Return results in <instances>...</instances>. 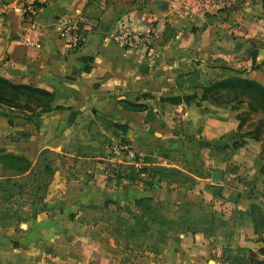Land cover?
<instances>
[{
	"label": "crops",
	"instance_id": "1",
	"mask_svg": "<svg viewBox=\"0 0 264 264\" xmlns=\"http://www.w3.org/2000/svg\"><path fill=\"white\" fill-rule=\"evenodd\" d=\"M31 1L45 4L30 22L20 4ZM86 1L0 0V74L52 94L45 107L0 103V146L32 161L48 148L73 164L53 167L43 198L46 208L26 222L0 224V264L18 252L34 264L47 257L63 258L58 264H200L218 256L235 232L256 245L264 239V182L258 169L264 136L240 130L235 101L202 99L200 93L208 77L229 74L264 84V66L258 64L264 57L261 6L241 10L237 0ZM121 19L144 40L129 47L110 40ZM63 20L81 23L84 30L75 50L61 36ZM252 51L257 66H251ZM205 64L216 72H202ZM187 72L196 76L192 82L181 79ZM174 93L180 101L161 97ZM124 100L142 106L124 105ZM110 122L126 126L115 131L131 155L102 146L92 152L90 145L74 140L80 132L108 135L114 129ZM148 163L177 167L193 180L161 176L144 185L112 174ZM233 177L241 180L229 187L235 194L219 199L215 191L224 178ZM145 194L170 208L185 200L211 202L212 233L180 232L167 239L155 259L137 251L126 259L110 232L111 221L101 222L104 210L127 204L137 213L131 200Z\"/></svg>",
	"mask_w": 264,
	"mask_h": 264
},
{
	"label": "trees",
	"instance_id": "2",
	"mask_svg": "<svg viewBox=\"0 0 264 264\" xmlns=\"http://www.w3.org/2000/svg\"><path fill=\"white\" fill-rule=\"evenodd\" d=\"M93 1L95 0H87L86 2L89 4ZM36 4L40 7L45 2H36ZM260 4L264 11V0H261ZM94 7L98 10L100 9L97 3H95ZM79 25L81 26V23ZM258 64H263L264 66V57ZM258 64H254V51H252L251 66H257ZM195 77L191 72H187L184 78L182 77L181 79L192 82ZM185 78L187 79L185 80ZM176 82H179V78L176 79ZM191 96H194V92L182 95V99L185 100ZM243 97L248 98L246 104L249 110L263 109L264 84L237 74H229L211 80L208 77L201 83L200 98L202 99L210 98L214 101L237 102L242 100ZM51 98L52 94L43 88L32 84L14 83L0 74V103L2 104L30 107L28 103L32 102L33 104L41 103L45 107ZM162 99L178 102L181 97L173 94ZM21 100L24 102L20 103L19 101ZM123 103L128 106H142L140 103H132L125 100ZM109 125L119 131H124L126 128L124 124L115 122H110ZM255 126L252 130L255 133L260 128H264V118H260ZM121 139L124 140L122 135ZM51 154H54L52 150L42 148L39 150L35 160L32 161L22 152H15L0 146V219L1 217L13 218L18 223L25 220L26 216H30L29 214H35L44 208V194L53 173L52 158L49 157ZM258 169L264 182V164H261ZM114 174L116 178L123 176L128 180H140L144 185H151L154 180L159 181L161 176L177 182L193 180L177 167L152 163L136 167L130 165L123 174H119L118 171L114 172ZM142 174L151 177L156 176V178H145ZM25 203L28 204L29 210H21L17 207L12 208V204L20 206ZM131 203L137 213L133 212L127 204L121 206L129 215L123 216L115 212L116 214L114 213L111 219L110 232L122 246L125 247V244L130 245L132 243L137 252L145 253L147 251L151 255H158L167 239L174 234L186 231H199L210 234L213 231L214 208L209 201L194 202L185 200L176 203L174 208H170L166 202L145 194L134 197ZM0 224L6 223L0 221ZM244 249L249 254L247 256L248 259L253 258L254 264H264V259L256 256V253L264 254V240L262 245L257 247L256 253L249 248ZM228 253L229 247L223 249L221 261H225L228 258ZM148 258L154 259L155 257L149 255ZM244 263L246 264V262ZM8 264L13 263L8 262Z\"/></svg>",
	"mask_w": 264,
	"mask_h": 264
},
{
	"label": "rangeland",
	"instance_id": "3",
	"mask_svg": "<svg viewBox=\"0 0 264 264\" xmlns=\"http://www.w3.org/2000/svg\"><path fill=\"white\" fill-rule=\"evenodd\" d=\"M260 1L261 0H237V2H238L237 3V9L243 10V8H247V7L250 8V5H251L252 10L259 11V9H261L260 8V6H261ZM247 10H250V9H247ZM90 18L92 19L93 16ZM83 32H84V30H83ZM201 68L205 69V71H202V72H216V70L212 69L210 66H206V64H205V66H202ZM201 68L199 70H201ZM187 92L189 93L190 90H187ZM174 94L179 95L178 93H174ZM168 95H173V94H165L164 96L162 95L161 97L163 98V97H166ZM163 100H166V99H163ZM166 101L171 102L169 100H166ZM247 101H248V98L243 97L242 100L237 101L235 103V107L239 112V113L238 112L237 113H238V119L241 122L240 130L243 131L244 133L250 135V133L253 132V131L250 132V130H253L252 128L256 127L255 124L260 120V118H264V117H262V116H264V107H263V109L260 108V109H255V110H251V109L249 110L248 106L246 104ZM260 102H261V100H260ZM263 104H264V102H263ZM93 128L98 129V128H100V126H94ZM260 129L258 130V132L263 134V136H264V128H260ZM115 130H116L115 128L112 129L110 133L108 132V135H99L98 133H96L95 137L91 136V133H90L89 137H86V135H84L80 132V134H78L77 138L74 140L76 141V143L80 142L81 146H85V144L90 145L91 146L90 149L92 152H97V150L100 149V146H102L103 150L106 149L108 151V150H111V145L114 142L123 141L121 139L120 133L116 132ZM4 147L9 148V146H4ZM15 152H18V151H15ZM49 157L52 158L51 164L53 167L54 166L58 167L60 165L70 167V165L71 166L73 165L71 163V161L67 158L65 159V161L62 162L60 156H58L56 154H51V155H49ZM258 161L260 163L264 164V152L260 153V155L258 157ZM111 171L112 170H110V167H109L108 172H111ZM89 174H93V173H85V176L89 175ZM112 174H114V171L112 172ZM220 181L217 180L216 182H220ZM234 181L240 183L241 180L235 179V177H233V179L232 178H226V179L224 178V180H222L219 189L217 191H215V194L217 195V197L219 199H221L225 196H229V195L231 196V195L235 194V193H233L235 191H232L234 189H229V187L235 188V183H233ZM224 187H225L224 193L227 192L226 194H224L222 192V189ZM202 202H208V201H202ZM25 204L20 205V206H17L16 204H12V208L17 207L21 210H29L28 204H26V205ZM98 206H100V208L104 207L101 204ZM105 207H107V206H105ZM114 207L115 208H112L111 210H109V209L104 210L106 219H104L105 221H101V222H109L110 223L112 216H114L115 212L120 213L123 216L129 215L125 212V210L123 208H119L120 210H118V208L116 206H114ZM44 208H46V205L44 206ZM0 212H1V210H0ZM29 215L30 216H26L25 220H22L20 222H26L32 215H34V213H31ZM0 221L5 222L6 224L7 223H16V221L13 218H6V217H1ZM110 229H111V227H110ZM263 240L264 239L260 240L255 245L253 242H250V238H246L245 241L244 240L242 241V238H240L238 236V232H235V234L233 233V237H232L231 241L229 243H227L226 246L223 247V249L229 247L228 258L225 261H221L222 251H223V249H222L218 256L217 255H209L200 264H245L244 262H246V264H254L253 258L252 259L250 258V260L248 259L247 256L249 254L244 248H249V249L254 248L251 250H253L255 252L257 247L262 245ZM254 246H257V247H254ZM48 247H49L48 245H44V248H48ZM240 248H243V249H240ZM121 251L123 254H125L124 257L126 259H128L130 256L134 255V251H136V250L134 249V246L131 243L130 245L125 244V247L123 246ZM139 253H141V252H139ZM141 254L145 255L147 257L149 255L153 256L155 258L157 257V255H155V254L151 255V253L150 252L148 253L147 251L145 253H141ZM256 256H257V258L264 259V254L256 253ZM121 257H122V255H121ZM62 259L63 258H61L59 260H55V259H49V257H47V260H44V262L42 264H49V262H51L52 264H58ZM10 261L13 262V264H34V262L31 260V258L22 252L16 253L15 256H12V259H10Z\"/></svg>",
	"mask_w": 264,
	"mask_h": 264
},
{
	"label": "built area",
	"instance_id": "4",
	"mask_svg": "<svg viewBox=\"0 0 264 264\" xmlns=\"http://www.w3.org/2000/svg\"><path fill=\"white\" fill-rule=\"evenodd\" d=\"M36 2L38 1L22 2L20 4V10L25 20L32 21L39 7ZM60 33L67 48L70 50H75L80 47L84 40L83 29L76 21L63 20ZM109 38L113 42L125 47L135 46L144 40V36L131 28L127 19H121L118 22L116 28L110 33ZM109 152H126L129 155L132 154L129 144L124 140L114 142Z\"/></svg>",
	"mask_w": 264,
	"mask_h": 264
}]
</instances>
